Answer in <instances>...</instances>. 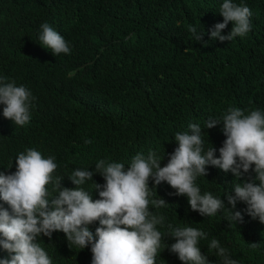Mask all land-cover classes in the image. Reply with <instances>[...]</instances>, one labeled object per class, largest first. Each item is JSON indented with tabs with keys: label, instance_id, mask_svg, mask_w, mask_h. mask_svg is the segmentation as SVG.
I'll use <instances>...</instances> for the list:
<instances>
[{
	"label": "clouds",
	"instance_id": "obj_1",
	"mask_svg": "<svg viewBox=\"0 0 264 264\" xmlns=\"http://www.w3.org/2000/svg\"><path fill=\"white\" fill-rule=\"evenodd\" d=\"M91 5L99 10L104 3L53 0L52 21L40 23L27 43L16 44L10 43L11 23L0 8V264H53L50 251L38 240L52 234L59 235L67 248L81 250L86 264H166L164 259L175 255L183 264H211L209 250H216L222 264H238L215 238L200 248L207 234L191 226L169 223L167 236L175 243H164L157 226H164L165 217L150 211V205L161 208L167 203L163 198L151 199V190L167 182L201 216L227 210L229 223L241 224L249 215L264 224V112L257 109L246 115L230 106L206 120L203 129L226 137L219 157L213 146L204 150L202 127L190 123V133H176L178 147L163 167L164 157L155 151L146 157L134 153L105 160L106 147L82 136L90 111L92 73L102 63L96 51L84 44L85 74L75 104L76 119L54 131L31 118L35 97L28 84L53 77L61 57L70 54L79 39L83 11ZM252 15L248 6L223 0L220 11L213 12L201 31L194 25L188 31L195 41H232L251 30ZM116 25L106 33L111 34ZM14 74L27 78L17 81L10 77ZM225 76L224 69L222 87ZM209 165L231 172L238 180L251 169L255 178L233 185L234 194L225 195L228 207L211 192L201 194L196 184L197 177L207 176ZM237 203L246 210H236ZM96 221L99 226L94 231ZM249 246L258 248L256 243Z\"/></svg>",
	"mask_w": 264,
	"mask_h": 264
},
{
	"label": "trees",
	"instance_id": "obj_2",
	"mask_svg": "<svg viewBox=\"0 0 264 264\" xmlns=\"http://www.w3.org/2000/svg\"><path fill=\"white\" fill-rule=\"evenodd\" d=\"M52 1L0 0V8L11 23L10 43H27L40 23L52 21ZM233 2L251 9V30L244 37L223 43L195 41L188 31L189 25L201 31L213 12L220 11L223 0H103L99 10L95 5L85 8L79 39L70 54L61 57L53 77L28 84L35 97L31 118L54 131L76 119L75 104L85 74V44L96 51L102 63L92 73L90 111L82 136L106 147L105 160L128 158L134 153L146 157L155 151L164 157L163 167L168 154L178 147L176 133H190V123L202 127L204 150L213 146L219 157L226 137L203 129L206 120L218 112L225 113L230 106L246 115L257 109L264 112V0ZM114 25L111 34L106 33ZM224 69L222 87L219 80ZM10 77L17 81L27 78L20 74ZM218 127L221 131L222 124ZM206 172V177L196 179L201 194L211 192L228 207L225 195L230 191L234 194L233 185L255 178L251 169L239 180L231 172L210 165ZM153 186L150 178L149 187ZM82 187L90 189L88 184ZM151 191V199L163 198L167 203L161 208L150 205V211L165 217L164 226H157L165 236L164 243H175L167 236L169 223L173 227L191 226L207 234L200 248L215 238L238 264H264V224L258 219L248 215L241 224L229 223L227 210L213 217L201 216L191 210L188 198L176 195L167 182ZM236 210L246 208L237 203ZM98 226L96 221L93 230ZM38 240L50 251L53 264H86L82 251L67 248L59 235ZM252 243L258 248L251 249ZM207 257L211 264H222L216 250H209ZM164 261L183 264L177 255Z\"/></svg>",
	"mask_w": 264,
	"mask_h": 264
}]
</instances>
